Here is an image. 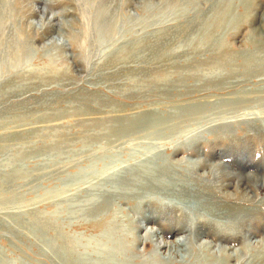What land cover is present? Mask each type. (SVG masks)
I'll return each mask as SVG.
<instances>
[{
  "label": "rangeland",
  "instance_id": "374dc122",
  "mask_svg": "<svg viewBox=\"0 0 264 264\" xmlns=\"http://www.w3.org/2000/svg\"><path fill=\"white\" fill-rule=\"evenodd\" d=\"M0 55L6 264H65L44 214L80 252L120 231L131 264H264V0H0Z\"/></svg>",
  "mask_w": 264,
  "mask_h": 264
},
{
  "label": "bare ground",
  "instance_id": "6f19581e",
  "mask_svg": "<svg viewBox=\"0 0 264 264\" xmlns=\"http://www.w3.org/2000/svg\"><path fill=\"white\" fill-rule=\"evenodd\" d=\"M1 56V55H0ZM95 169V168H94ZM133 171V170H132ZM96 172V171H95ZM88 173V172H87ZM80 176H83L85 175L84 173H80L79 174ZM87 175V174H86ZM150 174L148 173L147 176H149ZM10 177V176H9ZM145 177V176H144ZM241 177H244L247 181H256L259 180V176L255 175V174H246V175H242V176H239V178ZM84 178V177H83ZM9 179V178H8ZM82 179V178H81ZM147 179V178H146ZM140 180V179H139ZM164 180V179H163ZM239 180V179H238ZM147 181V180H146ZM142 183V182H140ZM160 183V182H159ZM171 183V182H170ZM170 183H162V185L160 184L161 187L167 189L168 191H171L172 188H170L171 184ZM174 183V182H173ZM180 184V183H179ZM134 185V184H133ZM138 185V184H137ZM175 185V183H174ZM193 186V185H192ZM242 186V185H241ZM241 186H240V181L237 182V184L235 185L234 187V193H230L229 196L231 197H246L247 194H249L250 192L248 191H245V189H241ZM143 187V186H142ZM145 187V186H144ZM169 187V188H168ZM172 187V186H171ZM132 188V187H131ZM152 188V187H151ZM199 188V187H198ZM150 189V188H149ZM156 189V188H155ZM201 189V188H200ZM120 188L119 186H116L114 187V192L116 191H119ZM133 190V189H132ZM152 190V189H151ZM157 190V189H156ZM166 190V191H167ZM177 190V189H176ZM240 190H242L240 192ZM134 191V190H133ZM167 191V192H168ZM199 191V190H198ZM191 192V191H190ZM203 192V191H202ZM201 192V193H202ZM173 193V192H172ZM187 194V193H186ZM204 194V193H203ZM206 194V193H205ZM250 195V194H249ZM200 196V195H199ZM194 197H197L196 195ZM91 198V197H90ZM206 198L205 196H202L200 197V199H204ZM101 199V198H98V200ZM95 197H92L90 199V201H92V203H95L96 201H98ZM197 200V199H196ZM208 199H205V201L207 202ZM197 202V201H196ZM219 202V201H218ZM200 203V202H199ZM214 203V201H213ZM217 203V201H216ZM220 203V202H219ZM89 204V203H88ZM222 204V203H221ZM228 204V203H227ZM198 206V205H197ZM200 206V205H199ZM215 206V205H214ZM218 206V205H217ZM74 207V206H73ZM220 207V206H219ZM219 207L214 210V209H211V210H206L205 212H207L208 214H211L212 217L213 216H223L226 214V212H228V214H231L234 212H238L239 213H242V214H249L250 211L244 209L243 207L242 208H235V209H232V206L231 207H226L225 209L223 208V210H225V212H223L222 210L219 209ZM214 208V207H213ZM260 208V207H258ZM101 209L104 210V207H101ZM256 210V209H254ZM100 212L103 213V211H101L100 209L98 210ZM257 211V210H256ZM203 213V212H202ZM225 213V214H224ZM256 213V212H255ZM205 214V213H204ZM254 214V212H253ZM59 215V214H58ZM207 215V214H206ZM251 215H252V211H251ZM221 216V217H222ZM227 216H230V215H227ZM225 216V217H227ZM234 216V215H233ZM50 217H53V219H56L58 216L57 214H52ZM216 217V218H217ZM236 217V216H235ZM252 217V216H250ZM254 217V216H253ZM224 218V217H223ZM222 218V219H223ZM229 218V217H228ZM227 218V219H228ZM237 218V217H236ZM18 219V218H17ZM48 216H46L45 214L44 215H30L26 220V227H27V230H29V233H37L39 234L43 239L46 240V242H48V246H50L51 248H53V250H55L57 253H59L61 255V257L64 259V263L65 264H90V262L92 261H88L87 260H84L85 259V256L88 255V253L90 252L89 250L91 249V252L92 254H95L97 257L95 260L97 261H93L92 264H99L101 263V259H106V260H109V261H106L104 264H131L130 261L128 260H125V258L123 259L122 255L125 256L124 254V247L122 246V235L120 233V231H114V234L110 231V230H105L103 232H101L98 236L96 237H93V238H90L88 239V243L87 245L84 246V249L82 250V252H80V248L78 250V247H79V244H80V241H81V238L79 236H74V237H66L64 234H62L58 228V230H55L57 233V235L55 237H49V224H52L51 220H48ZM251 219V218H250ZM253 219V218H252ZM216 220V219H215ZM238 220V219H237ZM17 222L20 221V218L18 220H16ZM51 221V222H50ZM117 221V220H116ZM115 221V222H116ZM206 221V220H205ZM210 221V220H209ZM257 222V221H256ZM214 223V222H213ZM255 223V222H253ZM209 224V223H208ZM212 224V223H211ZM243 224V223H242ZM246 224V223H245ZM256 224V223H255ZM244 225V224H243ZM257 225V224H256ZM238 225L236 226H233V224H231L230 227H237ZM254 226V224H253ZM242 227V226H241ZM250 228V227H249ZM217 229V228H216ZM52 230V229H51ZM224 231V230H223ZM55 232V233H56ZM36 234V235H37ZM205 233H202V236L204 235ZM34 235V234H33ZM194 236L196 237H183L181 239H179L177 242H173L171 245H167V246H170L171 250L174 249L175 252L177 249H180L181 247L185 246L186 244H190L192 242V240H197L198 238L201 237V233H198L195 234ZM41 241V240H40ZM264 241V239H263ZM190 242V243H189ZM262 249V251H264V244H261L259 245ZM209 247V246H208ZM208 247L206 246H202V248L204 250L208 249ZM216 248V247H215ZM259 248V247H258ZM225 250V249H224ZM126 252V250H125ZM128 252V251H127ZM182 252V250L180 251ZM240 252V250H239ZM56 253V254H57ZM250 253V252H248ZM264 253V252H263ZM236 254V252H235ZM257 254V253H256ZM262 254V253H261ZM236 256V255H235ZM89 257V256H88ZM221 257L224 259V260H232V255H228L226 253V251H223L221 252ZM254 259V260H253ZM253 260V263L250 261L248 264H259V261L261 259H257L254 257L252 258ZM114 262V263H113ZM0 264H6V262L0 258ZM103 264V263H101ZM196 264H203V263H196ZM206 264V262H205ZM215 264V263H214ZM217 264V263H216Z\"/></svg>",
  "mask_w": 264,
  "mask_h": 264
}]
</instances>
